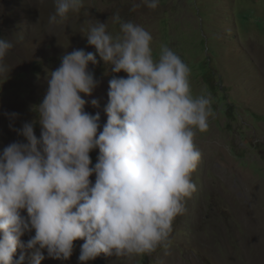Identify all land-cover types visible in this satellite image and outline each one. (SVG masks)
I'll return each instance as SVG.
<instances>
[{
    "label": "clouds",
    "instance_id": "1",
    "mask_svg": "<svg viewBox=\"0 0 264 264\" xmlns=\"http://www.w3.org/2000/svg\"><path fill=\"white\" fill-rule=\"evenodd\" d=\"M159 2L142 0L153 10ZM54 3L50 24L83 7V0ZM111 19L122 36L96 21L86 36L95 52H65L47 73V91L32 108L38 119L16 128L19 114H4L22 139L0 153V264H24V255L14 258L18 247L30 254V264H41L45 252L67 261L77 240L84 241L79 264L167 247L173 221L196 190L190 178L200 159L194 137L208 129L212 97H193L190 69L169 47L154 59L153 37L144 27L119 12ZM12 47L0 38V76L9 74L4 60ZM100 61L112 75L107 121L98 133L100 115L85 111L84 97L99 84L89 65ZM96 149L93 165L90 152Z\"/></svg>",
    "mask_w": 264,
    "mask_h": 264
},
{
    "label": "rangeland",
    "instance_id": "2",
    "mask_svg": "<svg viewBox=\"0 0 264 264\" xmlns=\"http://www.w3.org/2000/svg\"><path fill=\"white\" fill-rule=\"evenodd\" d=\"M117 12L151 33L154 59L164 46L182 59L190 69L193 97L210 94L213 115L208 129L194 137L200 159L190 178L196 190L173 221L170 244L139 256H102L108 264L241 263L232 245L246 237L243 224L262 221L264 235V0H160L154 10L142 0H83L79 12L57 24L49 23L54 0H0V38L13 44L4 60L9 74L0 76V153L22 139L4 114H19L16 128L38 119L32 108L47 91V73L59 67L65 52H95L86 36L96 21L108 22L107 31L122 36L111 19ZM89 69L99 84L84 97L85 111L99 113V133L107 121L112 74L102 61ZM92 99L98 107H92ZM34 131L39 137L38 123ZM98 154V149L90 152L93 165ZM90 179L94 182L95 176ZM30 235L34 232L22 240ZM83 243L74 241L69 260H54L45 252L41 264H79ZM20 255L30 264V254L18 247L14 258Z\"/></svg>",
    "mask_w": 264,
    "mask_h": 264
},
{
    "label": "bare ground",
    "instance_id": "3",
    "mask_svg": "<svg viewBox=\"0 0 264 264\" xmlns=\"http://www.w3.org/2000/svg\"><path fill=\"white\" fill-rule=\"evenodd\" d=\"M261 223L260 221L255 219L251 222H245L243 224V229H246V231H248L246 237L242 238L243 240L241 244L238 240L236 244L232 245V249L234 248V252L236 254H240L239 258L242 260V262L238 263L235 261V263L264 264V235L261 234ZM226 258L228 262L232 260L229 255Z\"/></svg>",
    "mask_w": 264,
    "mask_h": 264
},
{
    "label": "water",
    "instance_id": "4",
    "mask_svg": "<svg viewBox=\"0 0 264 264\" xmlns=\"http://www.w3.org/2000/svg\"><path fill=\"white\" fill-rule=\"evenodd\" d=\"M93 264H108L106 258L103 256L97 257L94 261Z\"/></svg>",
    "mask_w": 264,
    "mask_h": 264
}]
</instances>
